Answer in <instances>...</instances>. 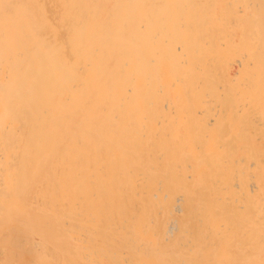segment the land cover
<instances>
[{
	"label": "bare ground",
	"instance_id": "bare-ground-1",
	"mask_svg": "<svg viewBox=\"0 0 264 264\" xmlns=\"http://www.w3.org/2000/svg\"><path fill=\"white\" fill-rule=\"evenodd\" d=\"M244 1L264 11V0H0V235L27 211L17 227L38 231L43 264H227L234 231L264 228V146L252 142L264 94L235 82L246 72L240 83L264 91L262 72L260 86L249 75L255 51L239 49L253 21L240 46L233 30L253 9Z\"/></svg>",
	"mask_w": 264,
	"mask_h": 264
},
{
	"label": "rangeland",
	"instance_id": "rangeland-1",
	"mask_svg": "<svg viewBox=\"0 0 264 264\" xmlns=\"http://www.w3.org/2000/svg\"><path fill=\"white\" fill-rule=\"evenodd\" d=\"M250 1V0H249ZM245 3H247L248 1H244ZM251 2V1H250ZM252 2H255V0H252ZM244 3V4H245ZM249 3V2H248ZM243 4V3H242ZM239 6H240V4H238ZM247 5V4H246ZM237 6V5H236ZM238 6V7H239ZM242 6H244L242 9H244V12H245V5H242ZM241 6V7H242ZM248 6H250V8L252 7L253 9L252 10H250L249 8H247ZM247 10L249 9V12L248 13H250V11H251V13H250V15L248 16L247 15V18L245 17L246 16V13H245V15H244V12H242V11H240V13H239V10H241V8L240 9H236L237 10V12H238V14H242L243 13V16L245 17V18H243V16L241 15H238L239 17H237V16H235L236 14H234V22H232L233 24L237 21V18H239L238 19V21L239 20H245L246 21V23H241L242 21H240L239 23H241V24H243L242 26H240V25H238V26H235V28L233 27V30L235 29L236 30V28L238 27H243L242 28V30H241V28H240V30H238L237 31V33H238V35H242V33H244V32H241V31H244V30H246V32H245V34H246V37L247 36H249L251 33H250V31H248L249 32V35H247V29H245V28H248V27H246L247 25H245V24H249L250 22L252 23V21H253V23L251 24V25H249V27H251L252 28V30L254 29L255 31H256V34L253 32L252 33V35H250L249 37H250V39H249V42L253 45H251L246 39H245V35L244 36H241L240 35V37L239 36H236L237 34H233V35H235L236 36V38L235 39H237V37L239 38V42L238 41H235V40H233V38H230L231 36H232V33L234 32H236V31H233L232 32V30H230V26H229V24L230 25H232L231 23H228V26L226 25V27H227V29L229 30V31H231L232 33H230L229 31V33H230V35L228 34V39H229V41L231 40L232 42H230V43H232V44H236L237 42H238V44L240 43V38L241 37H244V41H245V43L244 44H246V41L248 42L247 44L248 45H251V47H252V50H251V48L249 47V46H247V45H244L243 44V41H241V43L245 46V48L243 47V45L241 44V46H242V48H241V46H240V44H239V49H241L242 51H246V50H249L250 52L251 51H255V52H253V53H255L254 55H252V53H249V62L250 61H252V63L250 62V63H248L249 64V66L250 67H253L252 66V64H255L254 66L256 67L257 66V68L259 69V67H260V70H257V72L259 73V78H256V76L258 77V74H256L257 72H255L256 71V69H254L255 67H253V68H249V66H247V68H249V69H252L251 71H252V73L250 74L249 72V75H251L252 76V74H253V72L255 73V74H253V76L255 77H253L255 80H253V82H256V81H258V85L260 86L262 83V81L260 80V74H261V72H262V74H261V76H262V78H263V76H264V53L262 54V52H260V50H259V47H261L263 50H264V15H263V10L262 9H259V8H256V7H254L253 5H251V3H249L248 5H247ZM235 8H237V7H235L234 6V10H235ZM229 9V8H228ZM232 9V8H231ZM231 9H229V11L231 10ZM236 10L235 11H233L232 13H236ZM256 12V13H254V11ZM253 11V12H252ZM253 13V14H252ZM260 14H261V16H260ZM249 17V18H248ZM253 17V18H252ZM255 17L257 18V21H256V23L254 22L255 21ZM236 20V21H235ZM252 20V21H251ZM260 21V22H259ZM215 22L216 21H214V24H215ZM238 22H236L235 23V25L237 24ZM238 23V24H239ZM214 24H212V27L211 28H214L215 27V25H217V26H219L220 28H222L224 25L221 23V25H223V26H221V25H219V22L217 23L216 22V24L214 25ZM255 24V26H253ZM244 25H245V27H244ZM257 25V26H256ZM232 27V26H231ZM216 28V27H215ZM220 28H218V29H220ZM225 27H223V29H224ZM217 29V28H216ZM232 29V28H231ZM249 30H251L250 28H249ZM217 31H219V30H217ZM239 31L241 32L240 34H239ZM213 32H214V29H213ZM252 32V31H251ZM256 36H255V35ZM254 35V36H253ZM249 37H247V38H249ZM252 37H253V39H252ZM257 37V38H256ZM262 37V38H261ZM251 40V41H250ZM258 43H260V44H258ZM240 50V51H241ZM262 50V51H263ZM257 53V54H256ZM238 54H240V53H238ZM238 54H235L236 55V57H235V55L233 56L234 58H237V55ZM251 54V55H250ZM259 54H261V55H259ZM263 55V56H262ZM239 56V55H238ZM250 56H251V59H250ZM261 56V57H260ZM257 58V59H256ZM259 58V59H258ZM255 59L256 60H258V61H256L255 63H253V60L255 61ZM262 59V60H261ZM259 60H261L260 62H259ZM259 62V63H258ZM247 64V65H248ZM251 64V65H250ZM259 66V67H258ZM255 70V71H254ZM247 71V70H246ZM248 71H250V70H248ZM243 74H245L244 76H246V75H248L246 72H244ZM243 76V77H244ZM242 76H241V78H243ZM241 78H239L237 81L235 80V82H236V84H240V87H242V88H240L238 85H237V87H236V85H235V87L237 88V89H239V90H241L243 93L245 92V90L244 89H246V92L247 91H255V92H257V94H259L258 96L259 97H261V95L263 96V94H264V91H263V93L260 91V89H258V87L256 88V87H254V86H256V85H254L255 83H252V85H254L253 87H251L250 89L251 90H249V87H245L244 85H242L241 83H240V81H241ZM252 78V79H253ZM257 79H259V80H257ZM239 81V82H238ZM263 81H264V78H263ZM235 82H233V83H235ZM238 82V83H237ZM256 84H257V82H256ZM257 85V86H258ZM263 89H264V82H263ZM261 86V87H262ZM260 87V88H261ZM248 88V89H247ZM256 88V89H255ZM258 89V90H257ZM252 92V93H253ZM254 92V93H255ZM259 92H261L262 94H260ZM253 96H255V94H252ZM263 100V98H261V101ZM263 103V107H264V101H262ZM261 108H262V105L260 106ZM264 109V108H263ZM264 111V110H263ZM259 115H262V110H260V114ZM264 115V114H263ZM262 117H264V116H262ZM262 121H264L263 120V118H262ZM264 124V123H263ZM222 124H218L217 125V127H220ZM262 125V124H261ZM215 128V131H217L219 128ZM263 127V126H262ZM229 130V129H228ZM232 129H230V132L233 134V132L231 131ZM234 131V130H233ZM260 131L263 133V135H264V130L260 127ZM259 131V132H260ZM259 132L258 133H255L254 135H252V138L253 137H256V139H252V142H254L256 145H255V147H257V144H260V145H263L264 146V136L262 137V133L260 132V134H259ZM260 141V142H258V140ZM254 140H257V143H256V141H254ZM262 140H263V143L261 144V142H262ZM253 144V143H252ZM263 146L261 147V148H263ZM259 147V146H258ZM259 147V148H260ZM260 150V149H259ZM264 150H262L261 149V153L263 152ZM264 155V154H263ZM264 157V156H263ZM264 159V158H263ZM262 164H264V161H262ZM262 166H264V165H262ZM264 169V168H263ZM262 171V170H261ZM263 172H264V170H263ZM9 208V207H8ZM1 215H4V213H1L0 214V216ZM32 217H31V213L30 212H27V211H22V212H20L19 214H15V215H12V217H11V221H10V223H8V224H6V226L4 227V230H5V232L4 233H2V236L0 235V240L2 241H0V246L2 245L3 247H1L0 248V258H1V260H0V263H2V264H4V263H6L5 262V260L4 259H6L7 257H6V254H7V252L9 251L8 249H10L11 251H12V254H11V251L9 252V254H7L8 256H9V258H7V259H9L10 261H8L7 260V264H8V262L9 263H11V264H22L24 261L26 262H24V264H43L42 262L40 263V259H42V257L40 256V252H38L37 250H39L38 248H34L35 246L32 244V240L34 241V239H33V236L36 234V232H37V234H38V231L36 230V231H34L35 233H34V235L33 234H31V232H30V236L32 237H30L28 234V232H26V228L27 227H23V226H18L17 227V225H23V224H20L21 223V221L22 220H24V224H27L28 223V220L29 219H31ZM16 228H20V229H25V233H23V234H18V235H15V229ZM264 228L263 227H261V228H259V233H257L258 231L256 230V235H254L255 233L253 232L252 233V235H251V232H250V234H248L247 233V237H248V239H247V237H244V239L242 238V237H240V238H238L239 236H237L238 234H234L236 231H234V230H232V231H234L233 233L232 232H230V230H229V235H230V233H232V235H231V237H230V241L231 240H234L235 241V243H234V241H233V245L234 246H232V245H230V244H232L231 242H229L228 240H227V245H228V248L230 249V250H236L237 252H238V250H239V254L237 253V252H235L234 250L233 251H230L229 253H230V255H228V260H227V264H236V263H234L233 262V260H234V255H236L237 257H235L237 260H239V258L241 259V257H243L244 259H242V260H239L238 262H240L239 264H249L250 263V261L252 260V264H259V263H257L256 261H259V262H261L260 264H264V253H263V255H262V258L260 257V255L262 254V252L261 251H263L264 252V241L262 240V238H264V230H263ZM261 230V231H260ZM263 231V232H262ZM249 232V231H248ZM260 232L263 234V237L262 238H260ZM19 233H20V231H19ZM32 233H33V231H32ZM237 233V232H236ZM253 235H254V237H253ZM258 235V236H257ZM251 237H253V238H251ZM235 238V239H234ZM258 238V239H257ZM241 239V240H240ZM245 240H247V242L245 241ZM258 240V241H257ZM252 241H254L253 243V245H255L256 243V245H255V247L256 246H258V247H252ZM248 242H251V244L249 243L248 244ZM245 243H247L246 245H245ZM242 244H244V245H242ZM230 246V247H229ZM232 246V247H231ZM250 246V247H249ZM245 247H247L248 249L249 248H253L252 250H249L250 252H248V250L245 248ZM5 248V249H4ZM8 248V249H7ZM31 248V249H30ZM34 248V249H33ZM245 248V249H244ZM35 249H37L36 251H35ZM8 250V251H7ZM13 250H15V251H13ZM32 250V251H31ZM243 250V251H242ZM247 250V251H246ZM254 250V251H253ZM260 250V251H259ZM18 251V252H17ZM26 251H27V253H26ZM40 251V250H39ZM245 251H246V253L248 252V254L250 253V254H252V256L250 257L248 254V259H247V263L245 262V260H246V256H242L241 254L243 253V254H245ZM255 252V253H253V252ZM2 252V253H1ZM15 252H17L16 254H15ZM33 252V253H32ZM35 252H36V254H35ZM234 254V255H232V254ZM237 253V254H236ZM256 253H257V255H256ZM259 253H261L260 255H259ZM15 254V255H14ZM23 254V255H22ZM30 254H31V256H30ZM255 254V255H254ZM1 255H2V257H1ZM11 255H12V257H11ZM20 255H22V256H20ZM4 256H5V258H4ZM24 256H25V258H24ZM234 256V257H233ZM241 256V257H240ZM249 257H250V259H249ZM256 257V258H255ZM2 258H4L3 260H2ZM12 258V259H11ZM23 258V259H22ZM232 258H233V260H232ZM235 259V260H236ZM254 259V260H253ZM48 259H45V261H47ZM230 260V261H229ZM236 260V261H237ZM18 261V262H17ZM235 261V262H236ZM241 261H243V262H241ZM19 262H22V263H19ZM31 262V263H30ZM238 262H237V264H238ZM245 262V263H244ZM253 262H255V263H253ZM44 264H46V263H44Z\"/></svg>",
	"mask_w": 264,
	"mask_h": 264
}]
</instances>
